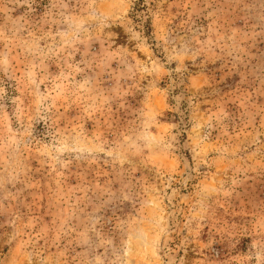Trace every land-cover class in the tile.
I'll return each mask as SVG.
<instances>
[{
	"label": "rangeland",
	"instance_id": "1",
	"mask_svg": "<svg viewBox=\"0 0 264 264\" xmlns=\"http://www.w3.org/2000/svg\"><path fill=\"white\" fill-rule=\"evenodd\" d=\"M0 264H264V0H0Z\"/></svg>",
	"mask_w": 264,
	"mask_h": 264
}]
</instances>
